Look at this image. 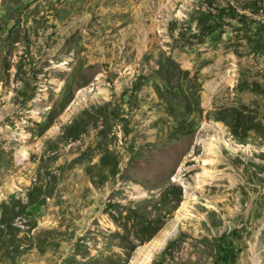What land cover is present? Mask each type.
<instances>
[{"label":"rangeland","instance_id":"obj_1","mask_svg":"<svg viewBox=\"0 0 264 264\" xmlns=\"http://www.w3.org/2000/svg\"><path fill=\"white\" fill-rule=\"evenodd\" d=\"M243 2L0 0V264H131L171 228L149 264L223 234L264 264V54L197 26Z\"/></svg>","mask_w":264,"mask_h":264},{"label":"trees","instance_id":"obj_2","mask_svg":"<svg viewBox=\"0 0 264 264\" xmlns=\"http://www.w3.org/2000/svg\"><path fill=\"white\" fill-rule=\"evenodd\" d=\"M205 6L211 8L214 0H204ZM243 11H249L251 15L239 13L237 8L227 3L225 6L218 5L215 9H209L205 14L198 12L197 26L202 36L208 37L214 32L221 30L227 21L233 22L235 32L242 35L245 47L254 53L264 54V0H244ZM260 16V19L253 18ZM210 22V25H209ZM208 24V25H207ZM231 24V23H229ZM230 120H237L236 115L242 112L238 109H228ZM218 120H221L218 118ZM228 124V121H226ZM230 125V124H229ZM229 236L223 234L214 239V255L212 264H232L235 258V247Z\"/></svg>","mask_w":264,"mask_h":264},{"label":"bare ground","instance_id":"obj_3","mask_svg":"<svg viewBox=\"0 0 264 264\" xmlns=\"http://www.w3.org/2000/svg\"><path fill=\"white\" fill-rule=\"evenodd\" d=\"M213 126V125H212ZM215 127V126H214ZM218 130V129H217ZM218 138H215L213 141L215 142H219V141H222L224 145H229L228 141H224L221 139V131L218 132ZM217 136V135H216ZM205 151L208 153V155H212L215 151V146L213 144V142H206V145H205ZM233 149H237L238 146L236 145H233L232 146ZM19 154H16V159H20L21 157H23V151L21 150L20 152H18ZM15 159V160H16ZM206 162H209L210 163V160H205L204 163ZM208 172H204L203 173V179L205 178V176H208ZM185 193L188 194V191H190V187H185ZM187 196V195H186ZM185 204L182 205V208H180L179 211L181 210H184ZM174 230V231H173ZM175 232V228H171L170 230H164L160 236L156 239H154L153 241H151L148 245H145L143 247H140L138 250H137V253H136V256L133 258L131 264H149L152 257L154 256V254L157 253V250L161 249L162 247H164L163 245V241L166 239V238H171V236H173V234Z\"/></svg>","mask_w":264,"mask_h":264},{"label":"water","instance_id":"obj_4","mask_svg":"<svg viewBox=\"0 0 264 264\" xmlns=\"http://www.w3.org/2000/svg\"><path fill=\"white\" fill-rule=\"evenodd\" d=\"M175 234H173V236H174ZM173 236H171V237H173ZM169 241V238H166L164 241H163V245H166V243ZM161 251V249H159V250H157V252H160Z\"/></svg>","mask_w":264,"mask_h":264}]
</instances>
